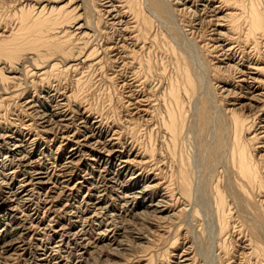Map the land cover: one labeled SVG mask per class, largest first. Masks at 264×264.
<instances>
[{"label":"bare ground","instance_id":"6f19581e","mask_svg":"<svg viewBox=\"0 0 264 264\" xmlns=\"http://www.w3.org/2000/svg\"><path fill=\"white\" fill-rule=\"evenodd\" d=\"M75 1L0 0V264H264V0Z\"/></svg>","mask_w":264,"mask_h":264},{"label":"rangeland","instance_id":"374dc122","mask_svg":"<svg viewBox=\"0 0 264 264\" xmlns=\"http://www.w3.org/2000/svg\"><path fill=\"white\" fill-rule=\"evenodd\" d=\"M62 1H64V0H62ZM75 2H77V0L75 1ZM73 3H74V1H73ZM101 75V74H100ZM101 80H103L102 82H104V79H103V77L101 78ZM113 85V84H112ZM111 86V84H108V87H106V85H105V87L103 86L98 92H97V94H96V97L94 98L95 100L94 101H96V102H94V105L96 104V106H97V108L99 109L100 108V105H101V103H103V102H101V99L103 98V96H107L108 97V95H110V97H104L105 99H107V102H105L106 100L105 99H102V101H104L105 103V107L102 105V108H100V110H102V112L103 113H105L106 115H113L112 117H116L118 114L117 113H114V111H116V112H118V109H116L115 107H117V101H116V98H117V94H116V92L115 93H113V88L114 87H110ZM98 88V87H97ZM109 88H110V90H109ZM99 89V88H98ZM104 89V93H103V90ZM107 89V90H106ZM107 91V93L109 92V94H105V92ZM101 92L103 93V94H101ZM27 94V91L25 92V94H24V96ZM99 94H101V95H99ZM105 94V95H104ZM116 94V95H115ZM115 95V96H114ZM97 96H99L100 98L98 99L97 98ZM102 96V97H101ZM97 98V99H96ZM109 99H110V101H109ZM112 99V100H111ZM98 101H100L99 102V104H98ZM109 101V102H108ZM115 102V103H114ZM98 104V105H97ZM111 104V105H110ZM114 104V105H113ZM112 106L113 107V112H111V109H112V107H111V109H110V106ZM115 106V107H114ZM104 107V108H103ZM108 107V108H107ZM107 108V109H106ZM115 108V109H114ZM106 109V110H105ZM110 111V114L108 113L109 111ZM107 112V113H106ZM115 114V115H114ZM40 148V147H39ZM83 192V191H82ZM82 192H80V195L82 194ZM205 220H207V219H205ZM207 223H208V221H206V222H204L203 223V229L204 230H206V231H204V230H201V228L200 229H198V227L197 226H194V230H192V233H194V235L196 234V235H198L199 234V232H206V234L204 233L203 234V237L204 236H206V237H204V238H206L205 240L208 242V239H209V241H210V239H211V237H212V235H211V232H210V230L208 229L209 227H208V225H207ZM197 228V229H196ZM193 229V228H192ZM201 230V231H200ZM143 231H146L145 229H143ZM183 231H184V228H183ZM176 235L177 233H175V232H173L172 231V233L169 235V238L171 237V236H174V235ZM179 234V233H178ZM209 236V237H208ZM205 241V242H206ZM182 241H180L179 242V244L181 243ZM165 244H166V241H163L161 244H160V248H163V246L165 247ZM178 248H180V246L178 247ZM204 248H205V246H204ZM205 250H206V248H205ZM213 253H214V251H213ZM212 253V254H213ZM213 257H214V254H213ZM213 257L211 256V255H209V257H207L206 259H203L202 258V260H204L205 262H203L202 264H209V262H210V264H214L215 263V261L213 260ZM131 258V257H130ZM157 260V261H156ZM155 264H159V263H161V259H160V257L159 258H156L155 259ZM13 264V263H12ZM14 264H22L21 263V261H19V260H17V261H15V263ZM130 264H134V262H132V263H130Z\"/></svg>","mask_w":264,"mask_h":264}]
</instances>
